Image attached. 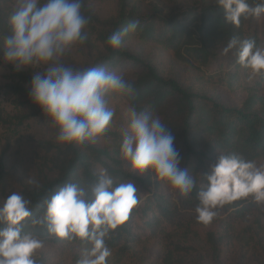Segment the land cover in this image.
<instances>
[{"label": "trees", "instance_id": "1", "mask_svg": "<svg viewBox=\"0 0 264 264\" xmlns=\"http://www.w3.org/2000/svg\"><path fill=\"white\" fill-rule=\"evenodd\" d=\"M112 1L117 6L114 17L100 20L91 12L87 0H83L82 13L89 18V23L83 30L85 41L77 44L84 59L76 69L103 67L123 75L132 83L134 91L130 96L105 95V100L117 96L124 103V109L113 115L104 133L80 144L42 143L40 148L44 154L37 156L35 162L38 184L19 193L30 201L33 216H40L45 199L68 183H76L87 191L96 183L102 169L107 170L114 185L134 183L138 190L137 206L122 227L105 237L110 250L124 252L159 237L168 238L187 224L195 223L197 195L207 187L206 173L220 154H236L257 165L264 161V73L253 75L242 67L235 48L227 54L223 52L233 38L254 40L258 48L264 49V13L247 19L241 17L237 26L224 20L223 10L217 7L215 0L177 9L170 15L156 9L141 13L130 7L128 0ZM257 2L248 0L251 7ZM19 3L20 0H0V57L4 38L11 35L9 17ZM132 22H138V27L123 41L133 36L164 47L178 62L192 64L207 73L210 83L222 93V99L195 93L177 80L165 78L148 60L123 47V43L116 49L109 47L108 38ZM90 37L100 44L99 50ZM63 59L69 62L67 56ZM23 79L31 83L32 78L24 76ZM14 91L30 98L26 89ZM129 106H134L138 113H153L174 136V146L181 157L180 167L187 169L195 180L189 195L179 194L167 182L152 178L148 171L142 176L132 172L130 163L121 154L124 134L130 125ZM39 118L42 123L53 126L46 115ZM25 119L28 117L19 120ZM0 173H3V156L0 157ZM217 211L216 218L255 216L257 227L264 221V203L258 204L250 197L226 204ZM227 222L230 223L225 220ZM3 227L5 225L0 224V228ZM22 228L48 243L69 240L49 235L45 226H33L31 218L22 223ZM223 233L219 227L203 233L210 251L217 256L222 248L231 245L232 234L226 237ZM74 241L91 246L86 241ZM178 252L193 254L194 249L175 246L174 251L168 252L165 263Z\"/></svg>", "mask_w": 264, "mask_h": 264}, {"label": "clouds", "instance_id": "2", "mask_svg": "<svg viewBox=\"0 0 264 264\" xmlns=\"http://www.w3.org/2000/svg\"><path fill=\"white\" fill-rule=\"evenodd\" d=\"M223 10L224 20L234 25L264 13V0L251 7L248 0H215ZM83 0H20L8 23L11 35L4 38L2 58L17 71L44 66L35 71L29 88L32 101L40 107L57 129L56 142L80 144L105 132L113 111L105 95L130 96L131 82L103 67L74 69L62 57L75 45L82 44L83 30L89 18L82 13ZM138 22L129 23L112 34L107 44L119 48L123 38L134 32ZM237 50L238 63L253 75L264 73V49L254 40L233 38L223 52ZM130 125L121 145L123 158L132 172L143 175L151 170L155 178L167 182L183 196L195 187L187 169L180 167V152L174 136L151 112L128 108ZM207 187L199 191L195 208L197 221L205 225L218 215V209L234 201L252 198L264 203V166H257L236 154H220L206 173ZM134 183L114 185L113 178L102 169L95 184L85 188L76 183L61 187L43 202V213L33 216L30 201L12 192L0 200V264H37L36 253L43 242L23 231L22 223L31 218L33 226H45L49 235L79 240L91 245L87 257L77 264H106L111 255L105 244L110 232L122 227L138 204Z\"/></svg>", "mask_w": 264, "mask_h": 264}, {"label": "rangeland", "instance_id": "3", "mask_svg": "<svg viewBox=\"0 0 264 264\" xmlns=\"http://www.w3.org/2000/svg\"><path fill=\"white\" fill-rule=\"evenodd\" d=\"M213 1L128 0L130 7L138 12L146 13L156 9L166 15L174 13L177 9ZM87 4L100 20L114 17L117 10L116 3L112 0H87ZM91 40L99 50L100 44L95 39ZM122 43L129 51L148 60L165 78H173L195 93L222 99V93L210 83L207 73L198 70L192 64L178 62L164 47L140 41L133 36L127 37ZM65 56L69 62L64 61ZM61 59L66 66L76 69L84 59L83 51L75 45ZM43 70L44 66H34L17 71L13 65L6 64L0 57V157L3 156L0 200L6 199L12 192L35 187L38 184L36 158L44 154L40 145L42 143L60 145L56 142L57 129L40 121L39 117L45 116L43 112H38L30 98L14 91L16 88L29 91L30 83L23 77L32 78L35 71ZM106 102L114 114L119 109H124V103L117 96L108 98ZM23 116H27L28 119L19 120ZM257 166H264V161ZM148 174L152 178L155 177L151 170ZM163 189L166 190V187ZM193 219L194 224H187L184 229L168 238L159 237L134 245L124 252L110 250L111 255L106 259V264H166V256L169 251H174L175 246L194 249V253H175L167 264H264V221L257 227L254 223L255 216L250 219L214 218L207 225L198 222L197 217ZM225 220H229L230 223H225ZM215 227H219L226 237H229V233L232 234L230 247L222 248L218 256L210 251L203 235L204 231L211 232ZM42 242L43 247L36 253L35 259L37 262H44L43 264H77L87 257L91 247L74 240L60 244Z\"/></svg>", "mask_w": 264, "mask_h": 264}]
</instances>
